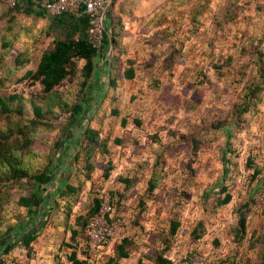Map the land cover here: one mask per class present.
<instances>
[{"label": "rangeland", "instance_id": "obj_1", "mask_svg": "<svg viewBox=\"0 0 264 264\" xmlns=\"http://www.w3.org/2000/svg\"><path fill=\"white\" fill-rule=\"evenodd\" d=\"M222 1L215 0L212 7L216 8V3ZM251 1L261 3V0ZM191 8L193 6L189 5L186 11L178 12L180 21L175 29L182 35L177 44L179 53L172 52L168 43L160 44L159 39L148 31L143 32V43H130L146 58L150 54L163 58V52L173 54L163 60L158 69L163 80L160 91L145 87L140 100L130 103V92L146 86L148 78L152 77L150 73L145 76L139 71L140 85L122 83L119 92L114 94L117 100L109 104L94 125L103 136L111 139L109 159L114 166L107 179L104 177L107 157L99 152L95 153L94 172H86L92 175V181L84 180L85 176L79 172L82 168L76 169L73 160L77 149L72 142L73 136L82 134L88 124L90 108L82 107L80 115L74 119L69 117V110L64 112L58 105L53 113H48L40 85L31 86L30 81L22 79L27 68L13 70V58L19 49L14 50L0 91L11 108L8 113L0 110V140L8 145L2 151L18 155L22 162H31L27 168L29 174L34 175L41 171L38 168L51 163L55 143L62 140V145L57 157L54 156L50 173L34 191L29 214L19 204L21 196H30L29 179H24L23 187L14 185L6 179L10 167L0 164V244H4L0 262L47 264L49 251L69 237V233L57 231L64 225L65 216L57 214L55 208V200L67 183L79 185L84 182L72 221L76 214H84L100 193L122 188L117 183L120 176H133V187L120 213L115 214L123 221L118 238L99 256V264H107L114 256L116 243L124 235L131 234L136 240L132 256L120 264H139L140 257L144 259L140 264H150L149 258L162 251L159 233L173 221L182 224L167 253L174 264H262L264 245L259 243L257 250L253 248L258 241L264 242V174L256 179L251 177L255 168L264 167V103L258 107L252 105L241 118L238 113L233 115L237 107L243 106L245 96L251 90H245V87L255 79V60L249 58L246 65L245 59L241 58L242 61H235L232 68L223 69L221 73L212 67L209 40L217 38V57L236 45L238 48L241 41H248L256 32L264 30V13L261 18L255 9L247 7L235 22L214 30L211 20L214 10L211 9L207 11L200 31L193 34L190 14L184 15ZM17 18L29 28L30 32L25 33L27 36L32 27L43 28V21L35 15L19 13ZM6 21L0 8V33L5 30ZM261 49L264 51V46ZM36 66L37 57L31 59L29 68ZM198 71L206 74L205 84L200 83ZM67 87L68 83H65L62 89L65 91ZM11 95L19 98L11 102ZM36 105L44 108L45 117L36 116ZM113 106L120 108L123 116L130 117L127 126L122 127L120 117L110 114L109 109ZM134 118L141 120V128L135 125ZM34 120L39 123L35 125ZM43 122L50 127H45ZM122 136L126 137L124 145H116L113 140ZM227 161L230 164L226 175ZM154 173L160 177L159 186L151 199L140 204V199L147 195L148 183ZM222 186L228 187L233 199L228 205L217 207V195ZM220 196L222 198L224 193ZM245 204L249 209L246 234L238 240L234 232L239 221L237 208ZM141 207L146 210L142 212ZM27 216L30 220L26 223ZM24 224L29 226L26 231L22 230L18 238L11 240L13 234L6 233L7 230ZM196 227L194 234L198 235L199 241L192 235ZM87 249L89 252V246ZM57 262L55 259L48 264Z\"/></svg>", "mask_w": 264, "mask_h": 264}, {"label": "trees", "instance_id": "obj_2", "mask_svg": "<svg viewBox=\"0 0 264 264\" xmlns=\"http://www.w3.org/2000/svg\"><path fill=\"white\" fill-rule=\"evenodd\" d=\"M192 1L193 0H169L163 10L157 12L155 16L157 23L162 25L165 20H167L175 24L179 19V15L176 13L178 8L183 7V11L184 9L186 11V7H188V4ZM225 2V6L218 9L213 16L212 25L214 30L217 27L221 29L226 24L235 22L238 17L245 12V6L241 0H226ZM0 8L1 11H4V18L7 20L5 30L0 33V91L5 84V75L7 74V71L5 70L8 65V60L11 59L10 53L13 51L15 43L22 42L25 46H28L27 51L20 52L13 58V70H20L30 64L32 49L35 46V43L39 40V33L41 32V29H43V32H46L48 37L53 38V44L49 45L45 49L37 69L28 70L22 79L30 81L31 86L36 84L40 85L41 93L47 100L46 107L48 113H53L58 105L62 110H64V112L69 110V117H72L73 119L77 117L80 109L79 103L71 102L69 101V98L77 95L79 92L80 94L84 93V88H86L90 80L93 78L95 71V55L97 54V51L89 44L87 35L90 26V16L84 12H80L66 13L58 17H49L38 5L30 1L27 3H20L13 8L0 1ZM19 13L35 15L36 18L43 21V28L39 29V27H32L30 35L27 36L25 33H29L30 30H28L29 28L26 25H22L18 21L17 16ZM186 13L190 14V20L192 21V24H194L192 33L197 34L200 31L199 28L201 25V16L199 11L193 12V10H190L185 12L184 15H186ZM107 15L111 16L112 12H109ZM111 20V24H107L108 22L105 23L103 49L109 45H118V41L116 39L118 36L116 31L117 22H115L114 19ZM120 23L121 20H119L118 24ZM18 27L21 28L18 30ZM160 34H162L160 36L161 41H163V43H168L169 47L173 50L172 52H180L177 48V44L180 43L182 35H178L179 32L176 31L175 28L171 30L167 27L164 29V32H160ZM217 43L218 41L215 37L209 40V48L211 49L210 54L213 59L212 67L215 70L221 72L223 69H230L234 65L235 61H242L241 58L245 59L246 65H248L249 58H253L255 60L253 70L255 79H253L245 87V90H251L249 94H246V100L243 102V106L237 107L238 109L233 113V115L238 113V117L241 118V116L250 111L252 105L258 107L264 103V100L262 99V95L264 94V51L261 49V47L264 46V30L261 33L256 32L252 39L245 42L241 41L238 48L236 45V48L228 49L219 57H217L218 54L215 52ZM249 43L252 45L248 46ZM114 60L117 61V57L114 58ZM79 61L82 62L81 67L78 64ZM8 75L10 76V74ZM198 75L200 83L205 84L204 81L207 79L206 74L203 71H198ZM129 76L134 78L133 70H131ZM65 82L68 83V87L64 91L62 88L65 85ZM155 86H159L156 81ZM18 98L19 96L17 95H11L9 97V101H15ZM55 99L57 101H55ZM0 110L5 113L11 111L7 99L4 98L1 93ZM35 113L37 117H45L44 108L42 106L36 105ZM33 123L37 125L39 122L34 120ZM93 124L94 123H88L82 130V134H75L72 140L75 147H77L73 156L74 164L76 167L82 168L79 172L85 176V181L93 180L91 179L92 175H87L86 172L89 171L92 173L96 168V164L93 161L96 150H99V153L104 158L107 157L108 166L104 168V177L106 179L109 178L114 166L111 159H109L111 158L109 138L102 139L99 130L96 129ZM126 124L127 120L123 119V125ZM43 125L45 127H50V125L46 122H43ZM61 145L62 140L55 143V152L52 154L51 163L49 162L43 167L38 168V170H41L39 173L30 175L27 166L31 165V162H22L19 160L18 155H9L7 152L2 151V149H7L8 145L7 142L0 140V164L5 163L6 166L11 169L10 175L6 176L7 181H12L14 185H18L20 187L25 186L24 179H29L30 181V187L32 188L30 196H21L19 199V204L28 210V214L32 208V197L35 193L34 191L36 190L37 185L44 182L46 175L50 173L54 156L57 157V152L60 150ZM82 157H84V159H82ZM225 164V173L227 175L230 161H227ZM261 171L262 167L255 168L251 179H256L257 176L262 174ZM134 181L135 178L133 176H120L117 183L121 184L122 188L114 189L108 192L112 196V204L115 209V214L120 213L123 203L127 198V194L133 187ZM159 182L160 177L158 173H154L148 183L149 186L147 189V195L146 197L140 199V204L144 203V201L147 202V200L152 198L159 186ZM83 185L84 182L79 185L68 183L60 191L57 199L55 200L57 214H64L65 216L64 225L62 228L57 226V231L62 230L64 233L70 234L69 241H63L60 247H58L59 251H63L64 248L71 250L68 262H59V264H80V261L77 258V251L83 248L81 245L83 238L85 239L86 246L88 248L89 238L87 235V227L91 220L98 214L101 207L102 200L100 193L98 197H94L93 205H91L84 214H76L71 221L74 207L80 201V194L82 192ZM223 193L224 196L221 198L220 195ZM217 196V207L228 205L233 199V195L229 192L227 186H222L219 189V194ZM247 208L248 206L246 204L245 206L237 208L239 221L234 232L235 237H237L238 240H241L246 234V219L249 212V209ZM145 210L146 208L141 207L142 212ZM29 220L30 218L27 216L25 222L27 223ZM181 225L182 224H180V222L173 221L168 228H165L161 231V233H159L162 251H158L156 253V256L152 260L154 264H174L173 261L168 258L167 253L172 249V239L177 235L178 229H180ZM27 227L29 226L24 224L21 225V227H17L18 230L16 227L9 228L6 233L13 234L11 236L12 240L14 237L18 238L19 233L22 230L26 231ZM192 233L195 240L199 241L200 238L198 235L194 234L197 233V227ZM259 243H262V246L264 245V242L258 241L253 249L257 250ZM135 244L136 240L133 236L129 235L122 237L120 242L116 243L114 257H110L107 264H119L121 260L130 258ZM3 248L4 244H0V250H3ZM57 258L59 259V257ZM0 264H4V262H0ZM262 264H264V261H262Z\"/></svg>", "mask_w": 264, "mask_h": 264}, {"label": "crops", "instance_id": "obj_3", "mask_svg": "<svg viewBox=\"0 0 264 264\" xmlns=\"http://www.w3.org/2000/svg\"><path fill=\"white\" fill-rule=\"evenodd\" d=\"M168 1L169 0H110L107 14L109 12H112V15H107L106 22H108L107 24H111V19H114V21L117 22L116 31L118 33V36L116 37V39L118 41V45H109L105 49L102 48L100 52H97V54L95 55V71L93 74V78L90 80L86 88H84V93L80 94L79 92L77 95L71 96L69 98V101L79 103L80 109L78 115H80V110L82 109V107L88 106L90 108L91 112L87 121L88 123H94L93 125L97 124L98 119L102 117L101 114H105V109L109 107V104L117 100L114 94L119 92L120 88L122 87V83L129 82L137 86L140 85L141 77L139 71L144 73L145 76L146 74L149 75L150 73L152 77L148 78V83L146 86L135 88L130 92V103H135L136 101L140 100V97L144 92L143 90L145 89V87H149L151 90L154 91H160L163 88V80L158 73V69L162 64V61L167 59L171 53L163 52V58L159 55L155 57H153V55L150 56L151 54L148 58H146L145 56L141 55L137 48H133L134 46L132 47L130 43H143V32L148 31L151 32L153 36L157 37L161 44L163 41H161L160 39V36L162 35L160 34V32H164V29L167 27L172 30L173 28H176L178 26L180 16L175 24H173V22L165 20V22L161 25L158 24L156 21L155 16L157 12L163 10L164 6L167 5ZM225 1L226 0H223L220 4L216 3V8L212 7V3H214L215 0H193L188 5L193 6V8H191L193 12L199 11V14L201 16L200 21L201 23H203L204 18H206L207 16V11L211 9L214 10L211 16V20H213L215 12L225 6ZM241 2L245 6V11H247V7L251 6V9H255V11H257L258 14H260V17L262 18V15L264 13V0H261L260 4L251 3V0H241ZM194 3H197V5ZM181 11H183V7L178 8V10L176 11L177 15H179ZM119 20H121L120 24H118ZM38 38L39 40L35 43L31 55V59H36L37 57V66L35 69H37L45 49L49 45L53 44V38L48 37L46 32H43V29H41ZM27 47L28 46H25L24 43L17 42L15 43V47L13 51H11L10 55L12 56V53L16 49H19L18 53L27 51ZM116 57L117 61L114 60V58ZM78 64L80 67L82 66V62L79 61ZM29 67L30 64L25 67L27 68L26 72L28 70H35ZM170 67L171 66H169V68ZM131 70H133L134 78H131L129 76ZM155 73H157V75ZM155 81L158 82V87L155 86ZM90 91H92V93H90ZM109 112L112 116L120 117L122 127H125L127 126V124H129L130 117L123 116L120 112V108H118L117 106H113L112 109H109ZM123 119L127 120L126 125H123ZM133 121L137 127H142L141 120L134 118ZM96 129L99 130L101 138H109L110 143V137L103 136L100 129L97 127ZM125 138L126 137L124 136L115 138L113 142L116 145L119 144L118 146H122L124 145ZM96 152H99V150H96ZM58 232L63 231L59 230ZM125 236L129 235H124L123 237ZM63 241L68 242L69 237L63 238L58 246L55 245V247L49 251V255L46 257L47 264L51 261L53 262V260L55 259L58 261L57 264H59V262H68V257L71 250L64 248L63 251H58V247H60ZM81 245L83 246V248L77 251V258L80 261V264H90L91 261L89 259L87 246L84 238L82 239ZM57 257H59V259ZM130 258L123 260H129ZM149 259L150 264H154V262L152 261L154 259V256ZM123 260H121L119 264ZM143 260L144 259L140 257L139 264Z\"/></svg>", "mask_w": 264, "mask_h": 264}, {"label": "built area", "instance_id": "obj_4", "mask_svg": "<svg viewBox=\"0 0 264 264\" xmlns=\"http://www.w3.org/2000/svg\"><path fill=\"white\" fill-rule=\"evenodd\" d=\"M13 8L20 3L32 2L38 5L49 17H58L66 13L84 12L90 16V26L87 32L88 42L97 52L104 46V31L107 10L110 0H0ZM264 174V167L262 171ZM101 207L98 214L87 227L89 238V259L92 264H99V256L105 248L118 238L122 219L115 217L112 196L108 192L101 194ZM257 203V201H256ZM264 211V209H263Z\"/></svg>", "mask_w": 264, "mask_h": 264}]
</instances>
